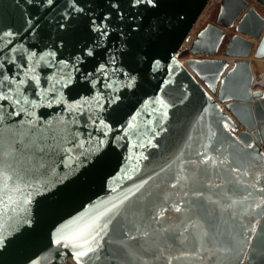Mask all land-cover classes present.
<instances>
[{"label": "water", "instance_id": "1", "mask_svg": "<svg viewBox=\"0 0 264 264\" xmlns=\"http://www.w3.org/2000/svg\"><path fill=\"white\" fill-rule=\"evenodd\" d=\"M208 1L0 0V264H264V16L183 61Z\"/></svg>", "mask_w": 264, "mask_h": 264}, {"label": "rangeland", "instance_id": "2", "mask_svg": "<svg viewBox=\"0 0 264 264\" xmlns=\"http://www.w3.org/2000/svg\"><path fill=\"white\" fill-rule=\"evenodd\" d=\"M248 4L253 6L261 15L264 16V5L258 2L257 0H248ZM220 9V0H209L201 12L199 18L195 22L194 26L190 31V35L187 39V45L183 47L179 52V58L184 61L185 58L190 56L195 57H223L224 49L230 37L236 33L235 26L232 25L230 27L225 28V34L221 41V44L218 50L214 54H193L188 49V45L193 39V37L202 29L207 23H217V15ZM257 40H255V45ZM249 60L251 62V67L255 76H260L264 72V57H254L253 54L249 55ZM262 84V83H261ZM256 87L264 88V85H256Z\"/></svg>", "mask_w": 264, "mask_h": 264}, {"label": "snow or ice", "instance_id": "3", "mask_svg": "<svg viewBox=\"0 0 264 264\" xmlns=\"http://www.w3.org/2000/svg\"><path fill=\"white\" fill-rule=\"evenodd\" d=\"M49 3H51V0H49ZM140 3H147L153 7H155V2L154 0H134V4H140ZM84 233H81L80 236H83ZM80 236L78 237H74L76 239L80 238ZM92 239L94 240L95 237H92ZM59 243V241H58ZM91 243V240H88V239H84V244H90ZM78 246H82V245H78ZM93 251V249L91 247H89L86 251H81L78 253V256H86L88 254V252H91Z\"/></svg>", "mask_w": 264, "mask_h": 264}, {"label": "bare ground", "instance_id": "4", "mask_svg": "<svg viewBox=\"0 0 264 264\" xmlns=\"http://www.w3.org/2000/svg\"><path fill=\"white\" fill-rule=\"evenodd\" d=\"M190 35V34H189ZM189 37V36H188ZM194 38V37H193ZM188 39V38H187ZM187 45V40L184 42V47ZM190 45V43H189ZM188 45V47H189ZM233 58L229 57V61L231 62ZM254 82L256 83V85H264V72L260 75V76H255L254 78ZM262 83V84H261Z\"/></svg>", "mask_w": 264, "mask_h": 264}]
</instances>
